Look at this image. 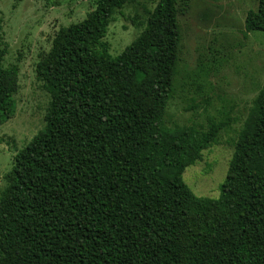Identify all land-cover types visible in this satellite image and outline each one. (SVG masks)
<instances>
[{"label": "trees", "instance_id": "trees-1", "mask_svg": "<svg viewBox=\"0 0 264 264\" xmlns=\"http://www.w3.org/2000/svg\"><path fill=\"white\" fill-rule=\"evenodd\" d=\"M128 0H95L61 25L34 64L49 100L43 124L1 178L0 264H264V84L233 142L216 197L181 173L224 120L168 125L180 0H156L112 56L102 41ZM264 32V0L242 36ZM0 123L13 112L15 66L1 64Z\"/></svg>", "mask_w": 264, "mask_h": 264}, {"label": "rangeland", "instance_id": "rangeland-1", "mask_svg": "<svg viewBox=\"0 0 264 264\" xmlns=\"http://www.w3.org/2000/svg\"><path fill=\"white\" fill-rule=\"evenodd\" d=\"M155 1L128 0L113 12L102 38L110 55L138 33ZM94 2L0 0L1 64L16 68L13 112L0 123V191L13 154L43 124L49 96L34 74L38 55L47 51L59 26L82 19ZM176 7L179 48L165 121L199 129L209 119L228 118L216 142L181 173L192 193L216 197L233 142L264 84V32L242 36L243 18L256 0H180Z\"/></svg>", "mask_w": 264, "mask_h": 264}]
</instances>
